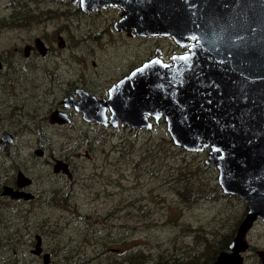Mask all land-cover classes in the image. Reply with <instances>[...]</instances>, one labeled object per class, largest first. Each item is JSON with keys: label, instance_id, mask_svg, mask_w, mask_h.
<instances>
[{"label": "rangeland", "instance_id": "obj_1", "mask_svg": "<svg viewBox=\"0 0 264 264\" xmlns=\"http://www.w3.org/2000/svg\"><path fill=\"white\" fill-rule=\"evenodd\" d=\"M117 13H83L69 0H0V55L35 36L53 48L57 33L65 40L55 49L59 56L26 63L16 55L0 72V119L13 134L0 147V178L10 164L26 168L37 194L12 201L0 193V264H45L32 251L36 234L51 254L46 264H214L221 251L230 250L227 243L247 201L222 191L217 168L206 163L208 150L176 145L163 121L151 130H112L73 109L71 125L40 121L79 71L105 90L148 58L156 44L174 49L169 37L119 34L109 24ZM33 120L39 132L25 128ZM37 146L41 156L34 153ZM53 158L70 165L71 177L54 172ZM245 240L244 264H263L261 220L248 228Z\"/></svg>", "mask_w": 264, "mask_h": 264}, {"label": "water", "instance_id": "obj_2", "mask_svg": "<svg viewBox=\"0 0 264 264\" xmlns=\"http://www.w3.org/2000/svg\"><path fill=\"white\" fill-rule=\"evenodd\" d=\"M69 1L79 2L83 11L120 6L118 28L189 43V51L170 63L154 58L120 80L107 100L111 119L103 111L95 118L150 127L145 114H162L176 145L193 152L211 148L206 163L219 169L223 190L241 194L249 204L230 244L233 251L217 259L240 264L246 231L256 218L264 220V0ZM61 115L67 116L54 111L51 119L64 122ZM66 166L57 160L54 167L67 171ZM35 246L39 251V240ZM259 253L264 264V252Z\"/></svg>", "mask_w": 264, "mask_h": 264}, {"label": "flooded vegetation", "instance_id": "obj_3", "mask_svg": "<svg viewBox=\"0 0 264 264\" xmlns=\"http://www.w3.org/2000/svg\"><path fill=\"white\" fill-rule=\"evenodd\" d=\"M77 5L80 7L79 2H77ZM105 8H116V9H118L117 18L115 20L109 21V24H112L113 28L116 31H118L119 34L126 33L128 36H134V37H138V38H142V39L149 38L150 36H161V37H169L170 38L171 43L174 45V49L170 45H167L166 48L163 49L161 46L156 44L154 46L153 50L150 51L148 58L144 59V61H142L139 65H142L143 63L149 62V61L153 60L154 58H159L164 63H170L171 58L173 56L184 55L189 51V47H190L189 43L187 45L182 44V43L176 41L174 39V37L170 36V35L144 34V33L140 34L134 28H132L131 31H127L124 28H118L119 22L123 18L121 15L122 14L121 7L112 5V6H107ZM105 8H98L95 10L88 9V10H89V12H98V11H101L102 9H105ZM88 10H86V11H88ZM86 11L82 10L83 13H85ZM125 31H127V32H125ZM36 38H39L40 41L43 42V44L40 42H36L35 41ZM55 38H56V40H55L56 48H53L52 44L50 42H48L44 37L35 36L32 40H28V41L24 42L19 47L16 46L12 50H7L3 55H0V72L8 70V67L13 62L16 55H18L19 58L22 61H25L26 63H29L31 61L36 62L40 58L44 59L45 57L48 56L49 53H56V55L59 56L60 50H55V49L64 47L65 46V40L59 33L56 34ZM2 51H4V50H0V52H2ZM19 58H15V59H19ZM90 62H91V65H93L95 67V69H97L98 64L96 63V61L92 59ZM52 63H53V65H55V60H53ZM139 65L131 68L126 74L122 75L121 77H119L116 80H114L113 82H111L105 90H104V86L100 87L97 84L90 82L88 77L85 74L86 71H84V70L79 71L77 74V77H76V81L73 83H70L68 85V87L64 91V93H65L64 95H62L58 100H55V102H52L51 107L46 112L45 117L43 118L40 116V121L41 120L42 121H48L50 124H52L54 126L71 125V123L73 122V115H74L73 110L76 112H78V110H79L80 112H78V113H80V116L85 121L96 124V125H102L103 124L104 126L111 127L112 130L118 129L120 127L124 128L126 126H131L134 128H142L145 130H151L153 127H156V125L159 124V121H163L165 123L166 130L170 135V132L168 129V124L166 121V117L162 114H161V116L160 115L156 116V115L150 114V113L145 114L147 120L150 122V127L133 126V125L126 123V122H120L116 125L113 123H101V122H98V120L95 118V117H99L100 111H103V113L105 114V116L107 118L105 120L111 119L112 110L110 108V105H108L109 103L107 102V100L110 97V89L115 84H117L120 80H122L123 78L128 76L131 73V71L140 67ZM26 68L27 67L25 66V69ZM30 72H33V70H31ZM26 74H27V70H25V75ZM109 80H105V81H101V82H103V84L105 85V83L108 82ZM26 91H27V88L25 89V95H26ZM80 93L86 94V96H87L86 99ZM47 96L54 97V93L51 91H48ZM66 98H67V101H65ZM0 103H2V101H0ZM75 104H78V105L83 104L84 107L78 106L79 107L78 108L77 105H75ZM96 104H102L104 107L102 105L96 106ZM84 108H85L87 115L83 111ZM71 109H73V110H71ZM54 111L66 113L67 116L61 115V118H64L65 121L59 122L58 119H55V118L51 119V114ZM25 118H26V116H25ZM3 121L4 120L0 119V147L6 148L7 147L6 145L10 142L7 135L13 136V134H11L5 128H3V124H2ZM26 126L28 128H31L33 131H37V132L40 131L38 129L39 125L37 123L35 124V120L29 121V122L26 121L25 122V128H26ZM4 136L7 138L6 140L3 139ZM12 136H11V138H12ZM11 140H13V138ZM78 149L75 150L76 154H78V153H80V151H82V149H80V148H78ZM210 149L211 148H209V147L203 148V150H208V153L210 152ZM36 150L40 151L41 153L40 152L36 153ZM34 153L37 156H41L43 154V150L40 146H37L34 148ZM79 156H80V154H79ZM88 156H89V153L86 152V157H88ZM57 160H62L64 162L63 159L53 158V163H54L53 164V170L55 169L54 166H55V164H57ZM65 163H66V161H65ZM66 165H67L66 166L67 171H64L62 167H59V169L58 170L55 169L54 172L55 173H63L67 177H71L72 171L70 172V170H71L70 165L68 163H66ZM215 167L217 168V166H215ZM217 170H218L217 178H218V183H219V169L217 168ZM4 175L5 176L3 177V180H2V178H0V181H1L0 182V193L2 195H6V196L10 197V200H12V201H21V200H25V199L26 200H33L37 197V194L32 192V190L30 189L31 185L34 183V179L32 176H29V173L27 172L26 168L25 169H23V168L18 169L16 165L10 164V171L6 172ZM19 184H21V185H19ZM219 185H220V187L224 193L235 194V195L243 197L241 194L233 193L230 191H224L220 183H219ZM14 193H16L19 196H15ZM19 193H23V194H19ZM248 206H249V204L247 202V209L245 211L244 217L246 216V214L248 212V209H249ZM243 218H242V220H243ZM257 220H261L264 223V220L262 218H256L252 222L250 228H252L254 222H256ZM241 221H240V223H241ZM35 237H36L35 244L39 240L40 250L35 251L34 250L36 248V246H35L32 249V251L37 256L43 257V260H44L45 253H47L46 257L48 259V262H50V255L51 254L44 250V247L42 246V242H41V235L36 234ZM233 239H234V237L232 238V240ZM232 240H230V242L227 243V245L230 247V250L227 251L228 253L233 251V249L230 246ZM247 247H248V244L246 243L245 248L239 251V254L241 256L240 257L241 258L240 264L245 263L244 258L241 255V253ZM219 254H218V256H219ZM258 255L261 258L259 251H258ZM218 256L215 259L214 264H218L217 263ZM224 263H229V261H226ZM231 263H229V264H231Z\"/></svg>", "mask_w": 264, "mask_h": 264}]
</instances>
